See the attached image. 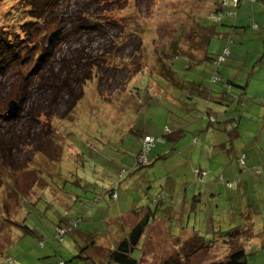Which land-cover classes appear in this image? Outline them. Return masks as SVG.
<instances>
[{"label":"rangeland","instance_id":"1","mask_svg":"<svg viewBox=\"0 0 264 264\" xmlns=\"http://www.w3.org/2000/svg\"><path fill=\"white\" fill-rule=\"evenodd\" d=\"M26 1L0 0V31L30 20ZM62 1V24L75 17L102 24L99 32L83 29L73 39L86 57L100 56L102 67L85 83L74 110L61 89L44 94L45 102L32 111L29 101L11 121L0 118V152L5 149L0 159V264H87L81 255L106 264L100 250L124 226L106 220L120 213L118 205L123 212L149 205L155 221L163 223L155 229L153 264H209L226 258L236 244L244 245L248 264H264L263 1L244 0L238 7L233 0ZM56 26L42 28L52 31ZM206 32L204 50L200 46ZM175 43L187 56L172 57ZM226 48L230 56L218 68L205 59L195 64L192 58L205 52L218 60ZM165 59L174 65V83L160 79ZM127 73L134 76L126 79ZM214 74L238 85L226 87L229 94L223 102L196 94L195 85L220 90V84H210ZM26 76L27 70L15 68L2 79L3 113L11 101H19ZM211 117L217 123L231 121L227 131L209 126ZM180 131L184 136L177 142L165 137ZM146 134L156 145L146 166L133 172ZM219 143L227 149L215 152ZM78 154L81 158L75 159ZM243 154L248 159L241 168L237 159ZM122 169L132 172L118 184ZM197 169L207 173L205 183L196 181ZM36 176L42 183L34 184ZM115 185L118 202L107 196L94 204L96 196ZM74 193L82 197L79 204L73 202ZM158 196L163 205L152 203ZM67 203L72 204L70 216L77 213L85 220L78 233L58 242L55 228L65 217ZM170 208L181 218L170 219L165 214ZM20 226L38 232L46 246ZM231 230L239 233L236 240L235 234H227ZM91 245L98 246L97 255ZM141 255L136 250L133 257L141 260Z\"/></svg>","mask_w":264,"mask_h":264},{"label":"trees","instance_id":"2","mask_svg":"<svg viewBox=\"0 0 264 264\" xmlns=\"http://www.w3.org/2000/svg\"><path fill=\"white\" fill-rule=\"evenodd\" d=\"M262 1L264 3V0ZM26 2H27V6L30 7V9H27L28 17L30 20L27 22L19 23L18 25H14V26L12 25L9 28L0 31V85L3 82L2 79L10 75L11 71L14 70L15 68H18L19 71L27 70V76L24 79L26 80L25 81L26 84L20 96L18 97L19 101L10 102V104L12 102H16L18 104L17 111H22L24 106L29 101H31V107H33V109H31L32 111L35 109V107L38 106V104H41V102H45L44 94L47 95L50 92H58V90L61 89L63 91L65 90L66 91L65 94H67L68 96L67 98L65 96L64 100L66 99L71 102L69 103V109L74 110L78 104V101H80V99L82 98L83 88L85 83L95 79L96 77L95 70L101 69L102 64L97 63L99 60H101L100 56L86 57L87 54H84L83 51L80 49L81 48L80 44H73L74 41L73 39H75L76 35L78 37L80 31L83 29H88L91 31V33L99 32L100 31L99 25L102 24L97 23L95 21L94 22L91 21L95 24L89 25L88 21L90 19L87 18V21L85 20L86 23H84L80 17H75L74 19L71 18L70 21H68L65 25L62 24L63 23V18H61L62 13H60V11L58 12L59 6L63 2L62 0H46V2L43 5H42V0H27ZM220 10L221 9H219L217 13L220 12ZM35 24L36 26H34ZM39 25H42V27L44 25L45 27H48L49 25L52 26L58 25V27L56 26L57 28L54 27L55 28L54 30L49 31L43 29ZM42 29L45 30L43 33H41ZM203 29L205 31L209 30L205 28ZM207 35L208 32L205 33L206 37ZM208 38L209 37H207L206 41H203V44L200 46V47L203 46L202 48L204 50L206 47V43L208 42ZM171 52H172V57H174L175 60H178V58L180 57L187 56L183 53L184 51L182 50L180 44H176V43L172 44ZM192 58L195 64L199 63L201 59L209 60L216 68H218L221 64H223L227 60L226 59L224 62L220 64H215L218 60L210 59L208 55L205 54V52L202 58L197 59L195 56H193ZM161 62L163 63L162 65L164 69V74L160 75L158 73L160 75V79H163L164 81L168 80L174 83L175 82L174 75L176 74L172 71L174 69L173 63L169 62L167 59H165V61L161 60ZM140 71H142V69H140L138 72ZM126 75L129 76L128 78L127 76H125L126 79H131L134 76V74H128V73ZM74 83L78 86L80 85L82 87L81 90L79 89L77 90L74 87ZM210 84L212 85L217 84V87H219L220 84L219 87L220 90H217V92L216 91L213 92L209 88L208 95H211L212 101L219 100L220 98L221 102L225 101V99L228 98L227 95L229 94V92L226 91V87L228 88L230 87V85L233 84L235 86H238L235 83L227 82L223 78L218 77L217 74H214ZM202 92L204 93L203 89L201 91H197L196 92L197 96H199ZM187 96L189 97V99L193 98L192 95H187ZM18 116H19L18 112H16L14 116L9 117L8 111L3 113L0 109V118L4 119L5 122L11 121L17 118ZM46 116L47 118L49 117L47 113ZM29 118H31L30 115ZM34 120L36 121L37 118L34 117ZM240 121L241 119L238 121V123H240ZM209 122H210L209 126H215L217 130L222 132H226L227 131L226 127L228 126V124L231 123V121H227V123L226 122L217 123L216 117H211L209 119ZM217 124L219 125V127H217ZM180 132L181 133L168 134L165 137L169 141L177 142L179 139H181L184 136L183 131ZM42 136L40 135L39 137L40 140L43 139ZM146 137H150V136L146 134L143 137H141L142 139H141L140 151L134 158L131 166L133 172L135 170L136 171L140 170L142 167L146 166V164L148 163V159H147L148 154L151 151V149L156 145V140L153 138L154 144L146 155V162L140 163L139 159L143 154L144 140ZM193 140L195 143H198V138H195ZM41 146L42 144L40 143L39 148ZM226 146H227L226 143H221V144L219 143V145H217V148H215V152H219V149L221 150L223 149L225 151L227 149ZM4 152L5 149L4 150L1 149L0 159H1V155ZM215 152L214 150H212L213 154ZM40 153L42 152H39V154ZM80 158H81L80 154H78L75 159H80ZM6 159L7 158L5 157L4 161ZM247 159H248L247 154H243L242 157L240 158L238 157L237 159L238 165L241 168H244L247 165ZM39 166L37 165L35 169L38 175H41L43 173V169L38 168ZM246 170L244 169V171ZM130 172L132 171L128 169H122L119 172L118 175L119 178L117 183L119 184L123 178L127 177V175H130ZM207 177L208 176L206 172L198 169L195 171V179L199 183L202 182L205 183V179ZM36 178L34 177V180L32 179L34 184L36 182H38L37 185L39 183H42V179L40 177L36 176ZM221 179L224 182L225 180L224 176H222ZM117 183L116 185H118ZM225 184L228 186V188L230 189L232 188L231 183H225ZM116 185L110 187L109 189H106L105 193L102 196L101 195L96 196L94 199V204L99 203L107 196H109L113 202H118L120 198L117 189H115ZM30 187L31 185L28 186V189H30ZM63 193L67 194L66 192ZM74 195L76 196V198H74V196L71 195L74 198L73 202L79 204L82 197L78 196V194H74ZM162 199H163L162 196H158L157 199L152 200V203L155 205H163L161 201ZM85 204L86 203L80 204V207H82V205L85 206ZM71 206L72 204L70 205V203L66 204L65 217H62L59 225L55 228L54 240L58 242H63L68 235L72 236L78 233L77 230L80 227L79 225L82 224L85 220L82 218L80 214L77 213L75 215H79V216H74V215L73 217L70 216L69 211H71L70 209H72ZM118 208L119 210H122L120 206H118ZM90 213H93V209ZM151 214H153V211ZM88 215L89 212L86 216ZM147 217L144 218L139 223H137L128 232V234H126V237L116 247H114V249H112L109 252L108 264H139L138 259L133 257V255L136 250L140 249L141 243L147 233V230L149 229V221H151L152 218L151 217L147 218ZM24 220H23V224H25ZM13 224L14 223L12 222L11 226H13ZM20 228L23 229V231L25 232L24 234H31L33 236H37L38 232H36L34 229L28 226H20ZM236 230H231L230 232L227 233L229 236L235 234L236 235L235 240L237 239V235L239 234ZM60 232H62V234ZM200 243H203V241L201 240ZM39 244L42 247L46 246L44 240H39ZM79 259H85L86 262L89 261L87 262V264H97L90 257L83 258L81 255L79 256ZM11 261L12 260L10 258L7 260V262H11ZM58 264H66V263L61 261ZM209 264H248V255L246 253L244 245L238 246L236 244L235 249L232 248L231 253H229L228 256H226V258L211 262Z\"/></svg>","mask_w":264,"mask_h":264},{"label":"crops","instance_id":"3","mask_svg":"<svg viewBox=\"0 0 264 264\" xmlns=\"http://www.w3.org/2000/svg\"><path fill=\"white\" fill-rule=\"evenodd\" d=\"M195 88L196 90L198 91H201L203 89L204 93L202 92L199 96H203V98H209V95H208V89H205L204 87H202V85H199V86H196L195 85ZM197 92V91H196ZM211 98V97H210ZM172 99H174V97L172 96ZM195 139V138H194ZM219 149V148H218ZM217 149V150H218ZM220 152H223L224 150L222 149H219ZM102 151L100 150V153ZM225 172V171H224ZM227 173H229V170L227 169L226 170ZM225 172V173H226ZM187 180V179H186ZM187 184V182L185 183ZM213 184V183H212ZM214 185L216 186L217 184L214 183ZM76 194V193H74ZM74 194H71L74 196V198H76V196ZM57 198L59 199H62V196H59V195H55ZM71 204V203H70ZM119 206V205H118ZM145 206V205H144ZM143 207V206H142ZM137 207V208H133L131 211L129 212H123L122 210H120V213H116L114 214L113 216H109L108 218H106L107 222H114V223H120L122 222L124 224V226L122 228L120 227H117V231H118V237L115 241L113 242H108L107 245H105V248H102L101 251V254L99 256H101L103 258V262H106V264H108V254L109 252L114 249V247H116L125 237H126V234H128V232L137 224L139 223L140 221H142L144 218H149L151 217V221H152V224L150 223L151 221H149V229L147 230V233L141 243V247L140 250L141 251V256L143 259L139 260V264H153L152 260L153 258L156 256L155 253L156 251H154V248L155 247H152L153 244L155 243L156 241V237H155V229L157 227L158 224H163L162 222H156L155 219H156V214L152 211H151V207ZM142 208V209H140ZM171 211H168L167 209L165 210V214L171 219H180L181 217L179 216L178 213L176 212H172V208H170ZM195 207L193 206L192 210H194ZM164 208L160 209V211H163ZM158 215V214H157ZM163 216V214H162ZM38 236H35L38 238V240H41L42 237H40L39 234H37ZM102 247V246H100ZM94 248H98V246H95V245H92V251L94 254L97 255L98 253V249H94ZM51 253V252H50ZM49 253V254H50ZM93 259H98L97 258H93ZM156 264V262H155Z\"/></svg>","mask_w":264,"mask_h":264},{"label":"built area","instance_id":"4","mask_svg":"<svg viewBox=\"0 0 264 264\" xmlns=\"http://www.w3.org/2000/svg\"><path fill=\"white\" fill-rule=\"evenodd\" d=\"M243 1L244 0H233V3L235 4L236 7H238V5L240 3H243ZM252 1L254 2L255 0H252ZM225 3H227V0H225ZM225 3H224V5H225ZM229 56H230V53L228 51V48H226L224 50L223 55L220 56V58L218 59V61L215 64H220V63L224 62ZM153 144H154L153 138H151V137H146L145 138L143 154H142V156L139 159L140 163H145L146 162V155H147L148 151L150 150V148L153 146ZM60 233L62 234V232H60Z\"/></svg>","mask_w":264,"mask_h":264},{"label":"water","instance_id":"5","mask_svg":"<svg viewBox=\"0 0 264 264\" xmlns=\"http://www.w3.org/2000/svg\"><path fill=\"white\" fill-rule=\"evenodd\" d=\"M18 109V104L16 102H12L9 106V110H8V116L12 117V115L17 112Z\"/></svg>","mask_w":264,"mask_h":264}]
</instances>
